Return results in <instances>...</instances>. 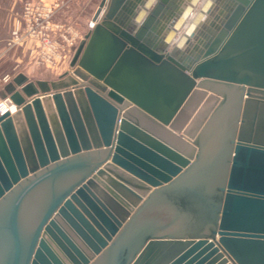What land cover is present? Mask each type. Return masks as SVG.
<instances>
[{"label": "water", "instance_id": "water-1", "mask_svg": "<svg viewBox=\"0 0 264 264\" xmlns=\"http://www.w3.org/2000/svg\"><path fill=\"white\" fill-rule=\"evenodd\" d=\"M94 19L0 91V264H264V0Z\"/></svg>", "mask_w": 264, "mask_h": 264}, {"label": "built area", "instance_id": "built-area-1", "mask_svg": "<svg viewBox=\"0 0 264 264\" xmlns=\"http://www.w3.org/2000/svg\"><path fill=\"white\" fill-rule=\"evenodd\" d=\"M69 4L68 0H29L25 3L19 18L16 20L9 46L31 42L30 53L35 59V65L58 70L64 63L70 61L80 41L85 34L93 29L98 19L89 21L86 31L82 32L72 24L55 19V14ZM12 77L5 76V82ZM17 110L12 100L0 96V114ZM13 112V111H10Z\"/></svg>", "mask_w": 264, "mask_h": 264}, {"label": "rangeland", "instance_id": "rangeland-1", "mask_svg": "<svg viewBox=\"0 0 264 264\" xmlns=\"http://www.w3.org/2000/svg\"><path fill=\"white\" fill-rule=\"evenodd\" d=\"M29 0H0V90L6 84L5 76L12 78L19 73L30 79H57L67 70H71L70 61H66L58 70L35 65L30 53L31 42L9 46L16 20ZM69 4L55 14V19L72 24L82 32L86 31L89 21L94 17L102 0H68Z\"/></svg>", "mask_w": 264, "mask_h": 264}, {"label": "bare ground", "instance_id": "bare-ground-1", "mask_svg": "<svg viewBox=\"0 0 264 264\" xmlns=\"http://www.w3.org/2000/svg\"><path fill=\"white\" fill-rule=\"evenodd\" d=\"M99 19H100V17H99ZM9 111H13V112H15V111H17V110H15V108L13 107V108H10Z\"/></svg>", "mask_w": 264, "mask_h": 264}, {"label": "crops", "instance_id": "crops-1", "mask_svg": "<svg viewBox=\"0 0 264 264\" xmlns=\"http://www.w3.org/2000/svg\"><path fill=\"white\" fill-rule=\"evenodd\" d=\"M4 85H5V84H4ZM4 85H3V87H4ZM1 90H2V89H1ZM1 90H0V91H1Z\"/></svg>", "mask_w": 264, "mask_h": 264}]
</instances>
